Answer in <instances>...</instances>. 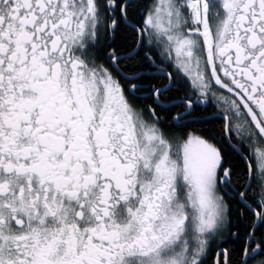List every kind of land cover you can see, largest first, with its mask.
<instances>
[{"label":"snow or ice","instance_id":"snow-or-ice-1","mask_svg":"<svg viewBox=\"0 0 264 264\" xmlns=\"http://www.w3.org/2000/svg\"><path fill=\"white\" fill-rule=\"evenodd\" d=\"M0 264H264V0H0Z\"/></svg>","mask_w":264,"mask_h":264}]
</instances>
